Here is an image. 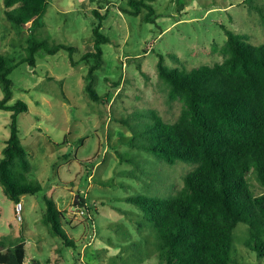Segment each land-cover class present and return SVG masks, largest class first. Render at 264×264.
<instances>
[{
    "label": "rangeland",
    "instance_id": "374dc122",
    "mask_svg": "<svg viewBox=\"0 0 264 264\" xmlns=\"http://www.w3.org/2000/svg\"><path fill=\"white\" fill-rule=\"evenodd\" d=\"M153 3L159 15L156 21L143 19L147 9L140 15L131 14L128 0H50L44 17L22 28L7 19L5 0H0L2 53L20 62L10 74L14 90L10 103L22 99L29 104V110L18 116L20 133L33 166L30 176L43 185L41 191L22 196L23 219L19 220L16 202L0 184V240H25L28 260L35 258L40 264H160L153 244L156 234L144 210L127 197L175 194L183 187L185 174L195 167L185 161L166 164L129 142L131 138L146 140L143 136L152 108L170 121L181 111V102L168 97L159 75L160 54L170 67L191 69L221 61L226 28L246 34L244 40L250 45H261L264 0ZM100 5L102 12L110 9L102 30L111 40L102 44L105 63L97 71L96 88L105 98L113 90L110 101L89 96L85 90L88 65H73L66 50L38 54L35 66L21 62L34 36L51 44L75 45L76 59L91 50L98 21L92 9ZM138 107L142 114L134 115ZM12 112L0 109V159L10 135ZM121 154L135 161L123 160ZM133 168L136 174H128ZM252 178L259 191L257 179ZM46 195L53 196L65 212L64 227L76 246H66L59 235L49 231L43 220ZM80 195L99 212L91 210L92 215L80 206ZM248 227L240 222L235 229L236 264H264L260 250L245 244Z\"/></svg>",
    "mask_w": 264,
    "mask_h": 264
},
{
    "label": "trees",
    "instance_id": "16d2710c",
    "mask_svg": "<svg viewBox=\"0 0 264 264\" xmlns=\"http://www.w3.org/2000/svg\"><path fill=\"white\" fill-rule=\"evenodd\" d=\"M128 3L133 15L147 9L143 15L146 21L159 17L153 0H128ZM49 5L50 0H5L6 17L14 26L28 28L29 23L36 24L44 17ZM103 7L92 9L98 20L93 27L94 46L78 59L75 45L51 44L48 39L34 36L21 62L35 66L38 54L66 50L73 65L87 63L85 90L89 96L96 101H110L113 90L105 98L96 88L97 71L105 63L102 44L111 40L102 30L106 12L110 10L108 7L102 12ZM226 33L224 58L213 64L204 63L191 69L170 67L165 55L160 54L159 75L168 97L181 102V111L170 121L152 108L149 113L152 119L143 136L146 140H129L132 146L152 152L166 164L185 161L195 166L185 174L184 185L175 194L127 197L144 210L145 220L156 234L153 244L160 264L238 263L239 255L233 252V247L240 222L249 224L245 244L256 247L264 256V43L250 45L244 40L246 34L228 28ZM171 56L180 59L175 54ZM18 63L2 53L0 38V83L4 90L0 109L13 111L10 135L5 138L0 159V184L16 203L26 193H37L43 188L39 180L30 176L33 166L18 121L19 114L29 110V104L22 99L10 103L14 96L10 74ZM139 110L138 107L132 113L142 114ZM122 120L132 128L128 119ZM120 156L135 161V157ZM127 173L136 174V169ZM253 175L259 191L254 189ZM80 200V206L92 215L93 210L99 212L86 204L83 195ZM45 201L43 220L49 231L59 235L66 246H76V240L64 227L65 212L53 196L46 195ZM0 246V263H28L25 240H0ZM30 260L40 264L38 259Z\"/></svg>",
    "mask_w": 264,
    "mask_h": 264
},
{
    "label": "built area",
    "instance_id": "2783aa9c",
    "mask_svg": "<svg viewBox=\"0 0 264 264\" xmlns=\"http://www.w3.org/2000/svg\"><path fill=\"white\" fill-rule=\"evenodd\" d=\"M22 211H23V203L22 201H19L16 203V207H15V213L19 220L23 219ZM82 212H84V210H82Z\"/></svg>",
    "mask_w": 264,
    "mask_h": 264
},
{
    "label": "water",
    "instance_id": "95a60500",
    "mask_svg": "<svg viewBox=\"0 0 264 264\" xmlns=\"http://www.w3.org/2000/svg\"><path fill=\"white\" fill-rule=\"evenodd\" d=\"M78 187V186H77ZM26 264H38V261L37 260H33V261H30V262H28V263H26Z\"/></svg>",
    "mask_w": 264,
    "mask_h": 264
},
{
    "label": "crops",
    "instance_id": "0c3cea01",
    "mask_svg": "<svg viewBox=\"0 0 264 264\" xmlns=\"http://www.w3.org/2000/svg\"><path fill=\"white\" fill-rule=\"evenodd\" d=\"M30 261V260H29Z\"/></svg>",
    "mask_w": 264,
    "mask_h": 264
}]
</instances>
